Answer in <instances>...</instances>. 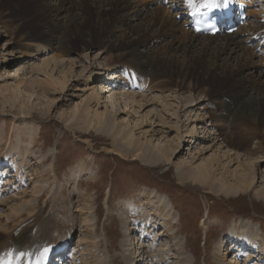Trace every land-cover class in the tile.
<instances>
[{
    "label": "bare ground",
    "instance_id": "1",
    "mask_svg": "<svg viewBox=\"0 0 264 264\" xmlns=\"http://www.w3.org/2000/svg\"><path fill=\"white\" fill-rule=\"evenodd\" d=\"M56 1L57 4L54 5L50 0H0V12L4 10L5 15L18 22L16 32H24L26 28V32L21 35L23 41L43 38L56 47L68 49L62 51L66 52V56L72 51H78V48L80 51L98 44L107 49H115L126 66L135 65L139 70L135 71V78L138 72L143 73L134 81L125 79L119 84L109 77L113 71L105 78L102 77L103 74L97 73L95 80L103 85V91L92 88L91 94L71 108V118L76 121L79 130L88 132L94 125H98L99 131L113 138L115 151L119 155L131 156L134 160L139 159L144 164L157 167L169 164L175 155H181L185 150L184 145L200 141L202 143L196 154L200 156V163L183 160L176 165L179 183L197 184L206 193L215 196L237 197L241 192L254 190L257 198L264 201V180L260 181L258 177L259 172L264 170V2L260 8L253 7L256 3L254 0L249 4L248 21L237 33L200 36L193 31L191 23L208 9L200 7L205 0H194L198 10L193 9L188 0H157L150 7L130 0ZM224 23L227 24V21ZM8 26L9 23L4 25ZM160 41L163 43L159 44ZM250 44H253V48ZM80 56L82 58L83 55ZM80 56L79 60H82ZM27 58H30L29 55ZM60 58L61 56L56 55L53 57L56 60L44 61L36 69L47 70L52 62ZM84 58L90 56L86 55ZM65 64V69L61 70L60 63H54L52 71L56 67L54 72H58L55 74L57 78L50 74L54 72L48 71L45 73L48 76L45 81H18L19 88L14 91L13 96L17 97L19 91L28 98L32 91L31 85H37L38 92L47 97L64 94L72 86L71 74L74 73L67 65H72L73 69L75 67L70 61ZM15 68L20 76L21 70L18 66ZM87 69L85 66V73ZM92 69L95 70L93 66ZM125 69L121 67L119 71ZM108 72L109 70L106 71ZM155 74L170 77L178 88H185L193 83V95L184 102L179 100L174 109L170 106L161 109V112H150L153 105L164 103L167 92L170 91L168 87L159 91L151 88ZM199 85L200 92L207 91L204 99L200 95L194 96L195 87ZM126 92H133V95ZM223 97L225 99L221 102ZM202 101L207 104H202ZM106 102L112 105L108 106ZM194 102H198V105L205 104L203 109L200 108L202 111L209 110V113L199 115L196 111L190 116L192 111L187 110L194 106ZM31 111L32 108L28 110V115ZM184 111L187 114L181 120V113ZM22 113L24 114L23 111ZM202 119L211 124L208 128L211 126L217 130L207 131L203 138L196 140L201 135L199 129L204 130L202 133L207 129L200 127L205 122ZM148 124L153 127L151 132L142 130ZM155 127H161L167 132L155 134ZM138 130L141 131L139 136ZM168 132L173 133L170 138L168 136L169 139L166 137ZM148 134L155 138V142L158 141L157 146L149 140ZM27 138L26 153L35 143L31 134ZM208 150L213 153L204 158V153ZM3 162L5 160L0 161V166ZM6 166L8 165H3L0 170ZM81 171L83 169L79 168V172ZM152 193L157 195V204L153 206L152 214L144 206L135 207L132 202L124 204L123 215L127 220L132 216L142 218L141 225L134 223L136 228L141 229V233H147L149 227L156 230L161 223L167 227L169 219L175 222L178 218V215L173 216L174 206L168 196ZM16 207L9 208L11 213H17ZM19 214L21 213L15 215ZM5 218L7 221L8 218ZM1 219L2 215L0 221ZM243 221L246 223H242ZM10 222L7 221L3 226L10 227ZM210 223V220H204L202 227L207 230ZM248 225L247 221L241 220L239 229L230 230L217 242L215 251L219 258L216 264H236L238 261L231 263L229 256H226L230 252H246L244 258L248 260V249L255 254L253 258H261L260 254L264 256L261 227L258 225L250 230ZM240 229H244L242 233ZM51 232L50 218L45 217L37 236H9L8 246L0 250V263L4 264V258L8 257L10 264H49L53 249L47 244ZM157 236L155 233L149 241H156ZM133 238L135 236L126 240L125 251L131 255L132 263H135L134 258L142 248H138ZM149 241L147 242L150 243ZM9 248L10 251L7 252ZM45 248L49 251L42 257ZM63 253L64 249L57 254L58 259L51 262H59ZM188 259L186 257V263L190 264ZM165 261L166 257L160 263ZM96 264L102 262L98 261Z\"/></svg>",
    "mask_w": 264,
    "mask_h": 264
},
{
    "label": "rangeland",
    "instance_id": "2",
    "mask_svg": "<svg viewBox=\"0 0 264 264\" xmlns=\"http://www.w3.org/2000/svg\"><path fill=\"white\" fill-rule=\"evenodd\" d=\"M50 1L57 4L56 0ZM130 1H138L139 4L150 7L157 0ZM7 23L10 26L4 27ZM17 23L5 15L4 10L0 12V161L5 160L0 167L8 165L0 170V250L8 246L10 237L37 236L45 217L50 218L52 226L48 246H58L68 238L73 242L70 252L72 256L66 264H70L74 257L79 260H74L77 261L76 264H96L98 261L102 264H135L131 261V255L125 251L126 240L133 236L135 244L142 248L139 253L146 252V248L158 242V245H154L156 248L151 247L146 252L151 258L149 264H159L158 261L165 257L168 261H165L166 264H187L186 257L190 264H216L219 258L215 251L217 242L230 230L239 229L241 220L249 223L250 230L259 225L262 230L259 233L264 235V201L257 198L254 190L241 192L237 197L215 196L206 193L197 184L179 183L176 165L183 160L188 163L193 160L199 164L200 156L196 154L202 142L184 145L185 150L181 155H175L169 164L157 167L144 164L139 159L134 160L131 156L119 155L115 151L113 138L99 131L98 125H94L88 132L76 127V121L71 118V108L91 94L93 89L103 91V85L95 80L97 73L103 74L102 77L105 78L113 71L109 77L119 84L121 80L138 79L142 72H138L135 78L134 73L138 70L135 65L126 66L115 49H107L98 44L80 51L78 48V51H72L66 56V52L62 51L68 49L56 47L43 38L23 41L21 35L26 32V28L24 32H16ZM162 43L163 41L159 42ZM27 55L30 58L26 59ZM56 55L61 58L52 62L50 68L44 71L36 69L44 61L56 60L53 59ZM80 55H83L82 58ZM86 55L90 58H84ZM79 56L82 60H79ZM66 61L74 63L75 67L73 69L72 65H67L74 73L71 74L72 86L64 94L47 97L38 92L37 85H31L32 91L28 98L19 91L17 97L13 96L14 91L19 88L18 81H45L48 78L45 73L52 71L54 63H60V69L63 70ZM16 66L21 70L20 76L16 73ZM85 66L88 68L86 73ZM121 67L126 69L120 72ZM57 73L55 71L50 74L57 78ZM161 76H153L151 88L159 91L168 87L170 91L167 92L164 103L150 107L152 113L161 112L163 108L170 106L174 109L179 100L184 102L193 95V83L188 87L178 88L170 77ZM206 93L207 91L202 90L200 92V85L195 87V97L200 95L204 99ZM224 99L223 97L220 101ZM106 104L112 105L109 102ZM198 104L194 102V106L187 110L192 111L190 116L196 111L199 115L209 113V110L202 111L207 102L204 105ZM31 108V114L28 115ZM186 114L185 111L181 113V120L185 119L183 116ZM202 120L205 122L200 125L201 128L210 124L207 120ZM152 128L148 124L142 130L151 132ZM159 128L161 127H155V134L167 132ZM199 130L201 135L196 140L203 138L207 131L217 129L209 126L205 133H202L204 130ZM30 134L34 136L35 143L26 153L27 137ZM137 134L139 136L141 131L138 130ZM150 135L148 134L149 140L155 142V138ZM168 136L170 138L173 133L168 132L167 139ZM154 145L157 146L158 141ZM212 153L213 151L208 150L204 153V158ZM79 168L83 171L79 172ZM258 177L260 181L264 180V170L259 172ZM152 192L168 196L174 206L173 216L178 215V218L175 222L169 219L167 227L161 223L156 230L149 227L147 233H141V229L136 228L134 223L141 225L142 218L132 216L127 220L123 215L124 204L132 202L135 207L144 206L152 214L153 206L157 204V195ZM13 206H17V213L21 214L11 213L9 208ZM5 217L12 223L8 228L3 226L7 223ZM204 220L211 221L207 230L202 227ZM243 230L240 229V233ZM138 233L141 234L140 239ZM155 233L158 234L156 241H149ZM179 243L181 246H178ZM68 244V241L64 242L59 247V252L64 247L69 252L71 245ZM246 251L252 254L250 249ZM231 253L233 252L226 255L231 263L238 261L236 264H258L256 258L249 256V260L245 258L246 261H239L237 255ZM260 257V262H264V256L260 254Z\"/></svg>",
    "mask_w": 264,
    "mask_h": 264
},
{
    "label": "snow or ice",
    "instance_id": "3",
    "mask_svg": "<svg viewBox=\"0 0 264 264\" xmlns=\"http://www.w3.org/2000/svg\"><path fill=\"white\" fill-rule=\"evenodd\" d=\"M188 3L193 7V9L198 10V6L195 4L194 0H188ZM212 6H214V0H205V2L200 5V7H212ZM48 251L49 250L45 248L44 252L42 253V257L46 256Z\"/></svg>",
    "mask_w": 264,
    "mask_h": 264
}]
</instances>
